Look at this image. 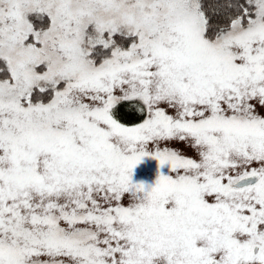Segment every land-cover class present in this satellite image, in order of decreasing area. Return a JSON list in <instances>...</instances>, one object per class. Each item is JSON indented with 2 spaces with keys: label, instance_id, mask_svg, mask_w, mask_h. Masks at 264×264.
Segmentation results:
<instances>
[{
  "label": "snow or ice",
  "instance_id": "6c2138e0",
  "mask_svg": "<svg viewBox=\"0 0 264 264\" xmlns=\"http://www.w3.org/2000/svg\"><path fill=\"white\" fill-rule=\"evenodd\" d=\"M0 264H264V0H0Z\"/></svg>",
  "mask_w": 264,
  "mask_h": 264
},
{
  "label": "trees",
  "instance_id": "16d2710c",
  "mask_svg": "<svg viewBox=\"0 0 264 264\" xmlns=\"http://www.w3.org/2000/svg\"><path fill=\"white\" fill-rule=\"evenodd\" d=\"M121 114H122V118L126 121V122H133L135 120H137V117L132 116V115H127L124 110H121Z\"/></svg>",
  "mask_w": 264,
  "mask_h": 264
},
{
  "label": "rangeland",
  "instance_id": "374dc122",
  "mask_svg": "<svg viewBox=\"0 0 264 264\" xmlns=\"http://www.w3.org/2000/svg\"><path fill=\"white\" fill-rule=\"evenodd\" d=\"M175 147H177V148H183V145H175ZM185 151H187V150H185ZM187 154H189V155H191V152L190 151H188L187 152ZM154 162H153V164L151 165V167H153L154 168ZM148 173L146 172V173H142V175H147Z\"/></svg>",
  "mask_w": 264,
  "mask_h": 264
}]
</instances>
